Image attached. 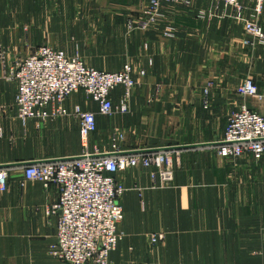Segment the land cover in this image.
<instances>
[{"label": "crops", "instance_id": "obj_1", "mask_svg": "<svg viewBox=\"0 0 264 264\" xmlns=\"http://www.w3.org/2000/svg\"><path fill=\"white\" fill-rule=\"evenodd\" d=\"M143 10L140 0H0V169L8 173L0 194V264H67L49 253L56 230L45 208L56 190L25 182L24 164L82 154L72 117L39 129L21 125L16 87L6 80L16 59L46 45L100 71L130 65L136 87L127 114L99 115L83 91L66 102L70 112L79 106L95 114L90 153L111 152L118 134L126 153L218 144L230 114L247 108L264 118V45H244L251 38L233 9L216 0L162 4L154 23L141 29ZM259 23L264 31V11ZM245 78L261 99L237 96ZM122 95V88L111 92L114 108ZM215 147L168 151L174 178L167 187L150 168L117 175L123 219L108 264H264V157L232 161ZM151 234L162 241L150 245Z\"/></svg>", "mask_w": 264, "mask_h": 264}, {"label": "built area", "instance_id": "obj_2", "mask_svg": "<svg viewBox=\"0 0 264 264\" xmlns=\"http://www.w3.org/2000/svg\"><path fill=\"white\" fill-rule=\"evenodd\" d=\"M144 4L142 14L146 21L141 29L153 24L162 4H189V0H140ZM242 0H216L225 9H233L237 19L243 22L244 32L251 40L264 45V31L259 20L264 11V0H248L245 8ZM247 9L248 19L243 18ZM6 80L16 87L14 106L16 117L23 127L41 128L49 119L72 117L78 121L82 154L60 162L29 164L25 166L23 180L39 182L45 190L55 188L57 198L45 208V215L55 219V245L51 256L67 264H108V255L116 248L120 237L117 226L123 219L119 200L125 189L117 175L128 169L142 167L152 169V177H158L163 187L174 178L170 153L120 155L123 151L116 144L122 134L113 137L111 152L114 156L99 157L103 153L95 149L90 153L89 138L96 131L95 114L75 106L66 109V102L73 94L83 91L98 106V114L105 117L129 112V100L136 87L130 65L125 64L117 72H105L85 65L78 57L43 45L32 54L18 58L9 65ZM116 88L123 89L118 108H114L110 94ZM207 94V91H205ZM241 99H261L254 80L245 78L237 87ZM206 97V96H205ZM208 107L207 100H203ZM50 108V111H48ZM215 147L216 154L236 161L249 158L259 161L264 157V118L248 110L232 113L227 117L223 138ZM8 173L0 169V194L7 190ZM162 241V236L151 234L150 245Z\"/></svg>", "mask_w": 264, "mask_h": 264}, {"label": "water", "instance_id": "obj_3", "mask_svg": "<svg viewBox=\"0 0 264 264\" xmlns=\"http://www.w3.org/2000/svg\"><path fill=\"white\" fill-rule=\"evenodd\" d=\"M218 144H202V145H191V146H179V147H168V148H161V149H154V150H143V151H137V152H122L120 155H129V154H146V153H151V152H168V151H177V150H184V149H193V148H201V147H211V146H217ZM115 154H103L99 156H93L95 158L99 157H107V156H114ZM69 159H74V158H63V159H56V160H47V161H40V162H31V163H26L24 165H29V164H41V163H50V162H60V161H65ZM4 166H0L2 168Z\"/></svg>", "mask_w": 264, "mask_h": 264}, {"label": "rangeland", "instance_id": "obj_4", "mask_svg": "<svg viewBox=\"0 0 264 264\" xmlns=\"http://www.w3.org/2000/svg\"><path fill=\"white\" fill-rule=\"evenodd\" d=\"M241 111V110H240ZM239 112V111H238ZM236 113V112H235ZM167 152V151H166ZM76 158V157H75Z\"/></svg>", "mask_w": 264, "mask_h": 264}]
</instances>
